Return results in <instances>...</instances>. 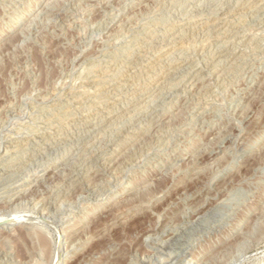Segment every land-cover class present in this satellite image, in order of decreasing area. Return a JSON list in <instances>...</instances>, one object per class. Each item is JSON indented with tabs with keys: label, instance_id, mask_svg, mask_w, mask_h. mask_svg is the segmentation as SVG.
<instances>
[{
	"label": "rangeland",
	"instance_id": "1",
	"mask_svg": "<svg viewBox=\"0 0 264 264\" xmlns=\"http://www.w3.org/2000/svg\"><path fill=\"white\" fill-rule=\"evenodd\" d=\"M0 177V264H264V0H0Z\"/></svg>",
	"mask_w": 264,
	"mask_h": 264
},
{
	"label": "bare ground",
	"instance_id": "2",
	"mask_svg": "<svg viewBox=\"0 0 264 264\" xmlns=\"http://www.w3.org/2000/svg\"><path fill=\"white\" fill-rule=\"evenodd\" d=\"M124 3V2H123ZM146 4V3H145ZM229 8V7H228ZM236 9V8H235ZM224 15H225V13H224ZM229 15V14H228ZM53 16V15H52ZM38 17V16H37ZM125 20V19H124ZM125 22H126V20H125ZM120 23V22H119ZM221 23V22H220ZM116 26V25H115ZM219 26V25H218ZM114 27V26H113ZM115 28V27H114ZM248 34H250V33H248ZM109 36V35H108ZM111 37V36H110ZM177 37V36H176ZM254 37V36H253ZM106 39V38H105ZM250 39V38H249ZM230 53V52H229ZM221 55V54H220ZM223 55V54H222ZM231 56V55H230ZM97 88V87H96ZM95 88V89H96ZM250 89V88H249ZM248 89V90H249ZM88 91V90H87ZM246 99V98H245ZM43 100V99H42ZM46 101V100H45ZM243 101V100H242ZM238 104V103H237ZM244 105V104H243ZM246 110V109H245ZM242 114V113H241ZM240 114V115H241ZM209 121V120H208ZM217 125V124H216ZM12 127V126H11ZM3 128V127H2ZM9 131V130H8ZM16 132V131H15ZM205 132V131H204ZM13 134H15L14 132H13ZM206 137V136H205ZM15 139V138H14ZM201 139V138H200ZM203 139V138H202ZM19 142V141H18ZM8 146V145H7ZM6 151H8V150H6ZM202 153V152H201ZM185 156V155H184ZM201 156V155H200ZM109 157V156H108ZM189 158V157H188ZM106 159H108V158H106ZM189 160V159H188ZM191 160V159H190ZM104 163V162H103ZM189 164V163H188ZM61 169V168H60ZM40 174V173H39ZM42 174V173H41ZM38 176V175H37ZM83 176V175H82ZM41 177V176H40ZM1 178V177H0ZM51 179V178H50ZM82 179V178H81ZM46 180V179H45ZM46 182V181H45ZM83 182V181H82ZM74 184V183H73ZM33 185V184H32ZM82 186V185H81ZM84 187V186H83ZM29 189V188H28ZM19 191V190H18ZM81 195V194H80ZM14 197V196H13ZM204 201V200H203ZM11 202V201H10ZM22 202V201H21ZM205 202V201H204ZM17 204V203H16ZM2 205V204H1ZM142 205V204H141ZM14 206V205H13ZM195 206V205H194ZM35 207V206H34ZM5 212V211H4ZM136 213V212H135ZM107 214V213H106ZM2 215V214H1ZM4 215V214H3ZM114 215V214H113ZM118 215V214H117ZM189 215V214H188ZM10 217V216H9ZM119 217V216H118ZM5 218V217H4ZM3 218V219H4ZM7 218V217H6ZM23 218V217H22ZM27 218V217H26ZM25 218V219H26ZM32 218V217H31ZM36 218V217H35ZM1 219V218H0ZM9 219V218H8ZM39 219V218H38ZM26 221V220H25ZM28 221H29V219H28ZM31 221H32V219H31ZM36 221V220H35ZM38 221V220H37ZM10 222H13V221H8V220H5L4 219V221H0V224L1 225H10L11 223ZM112 223V222H111ZM194 223V222H193ZM44 225V224H43ZM37 226V225H36ZM2 227V226H1ZM175 227V226H174ZM56 228V227H55ZM33 229V228H32ZM31 231V230H30ZM33 231V230H32ZM160 231V230H159ZM53 233V232H52ZM146 233V232H145ZM144 233V234H145ZM147 235H148V233H147ZM238 235V234H237ZM247 235V234H246ZM151 236V235H150ZM59 238V237H58ZM143 239H144V237H143ZM146 239V238H145ZM148 239H149V235H148ZM244 239V238H243ZM246 239V238H245ZM80 240V239H79ZM60 241V240H59ZM63 242V241H62ZM148 242V241H147ZM173 242V241H172ZM63 244V243H62ZM62 247V246H61ZM72 247V246H71ZM170 248V247H169ZM69 249V248H68ZM73 249V248H72ZM65 252V251H64ZM131 253V252H130ZM135 253V252H134ZM65 254H66V252H65ZM129 254V253H128ZM110 255V254H109ZM98 256V255H97ZM56 257V256H55ZM113 257V256H112ZM57 258V257H56ZM61 258V257H60ZM111 258V257H110ZM124 258V256L123 255H121V254H118V255H115L110 261L113 263V264H117L118 263V261L120 260V259H123ZM133 259V258H132ZM129 260V259H128ZM60 261V260H59ZM109 261V263H111ZM116 262V263H115ZM142 262V261H141ZM55 263V262H54ZM108 263V262H107ZM108 263V264H109ZM96 264V263H95ZM188 264H190V263H188Z\"/></svg>",
	"mask_w": 264,
	"mask_h": 264
}]
</instances>
